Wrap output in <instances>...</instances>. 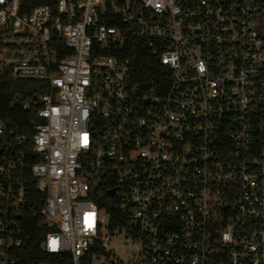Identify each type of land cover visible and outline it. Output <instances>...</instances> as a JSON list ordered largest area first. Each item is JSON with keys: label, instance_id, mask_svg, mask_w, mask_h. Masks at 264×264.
<instances>
[{"label": "built area", "instance_id": "built-area-1", "mask_svg": "<svg viewBox=\"0 0 264 264\" xmlns=\"http://www.w3.org/2000/svg\"><path fill=\"white\" fill-rule=\"evenodd\" d=\"M0 66L47 89L0 121V264L39 230L63 264H264V0H0Z\"/></svg>", "mask_w": 264, "mask_h": 264}, {"label": "trees", "instance_id": "trees-1", "mask_svg": "<svg viewBox=\"0 0 264 264\" xmlns=\"http://www.w3.org/2000/svg\"><path fill=\"white\" fill-rule=\"evenodd\" d=\"M57 0H22L23 8L33 9L41 5H53ZM47 92L46 86L39 82H17L7 75L0 76V121L9 130H18L22 134H31L33 125L30 121L35 118L34 111H25L23 105L30 103L35 97ZM45 231L39 230L29 244L18 251V264H63V256L51 255L41 250Z\"/></svg>", "mask_w": 264, "mask_h": 264}, {"label": "rangeland", "instance_id": "rangeland-1", "mask_svg": "<svg viewBox=\"0 0 264 264\" xmlns=\"http://www.w3.org/2000/svg\"><path fill=\"white\" fill-rule=\"evenodd\" d=\"M6 73V69L2 66H0V76L4 75ZM116 250L118 252V259H126L125 257V248L122 246V244L116 245ZM106 260L100 259V264H105Z\"/></svg>", "mask_w": 264, "mask_h": 264}, {"label": "water", "instance_id": "water-1", "mask_svg": "<svg viewBox=\"0 0 264 264\" xmlns=\"http://www.w3.org/2000/svg\"><path fill=\"white\" fill-rule=\"evenodd\" d=\"M34 101H37V99L34 98ZM113 194H114V191H109V192H108V195H110V196H113Z\"/></svg>", "mask_w": 264, "mask_h": 264}]
</instances>
